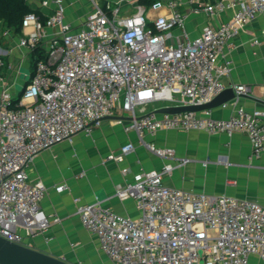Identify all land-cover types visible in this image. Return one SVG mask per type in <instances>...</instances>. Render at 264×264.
Returning <instances> with one entry per match:
<instances>
[{"label":"built area","instance_id":"obj_1","mask_svg":"<svg viewBox=\"0 0 264 264\" xmlns=\"http://www.w3.org/2000/svg\"><path fill=\"white\" fill-rule=\"evenodd\" d=\"M137 1L123 14L120 4L93 2L78 30L66 22L62 0H52L54 9L44 19L35 13L23 17L21 26L32 30L19 37L18 45L32 52L43 38L47 42L17 103L10 89L0 91V237L7 241L26 245L27 239L60 222L40 207L46 187L28 183L32 159L78 134L91 136L105 117L117 111L130 117L123 130L134 132L161 158L172 159L173 150L146 143L145 135L160 130L242 132L251 143L250 158L264 153L260 110L238 109L226 119L212 118L211 110L136 114L153 102L207 104L225 90L223 79L232 61L218 60L246 25L264 17V0H188L192 14L232 13L194 38L182 30L187 17L179 10L183 0H155L149 7ZM150 11L164 13L151 18ZM175 29L182 32L172 43ZM259 35L264 39V28ZM250 43L261 41L253 37ZM4 66L0 56V70ZM230 88L233 101L250 95L247 85ZM133 150L127 143L106 160H121ZM187 162L182 159L178 166ZM173 169L165 164L157 171L138 172L115 187V197L135 202L136 219L120 216L99 202L77 206L83 227L95 236L109 264H248L250 256L264 263V207L167 187L162 180ZM64 189L55 187L56 192Z\"/></svg>","mask_w":264,"mask_h":264},{"label":"crops","instance_id":"obj_2","mask_svg":"<svg viewBox=\"0 0 264 264\" xmlns=\"http://www.w3.org/2000/svg\"><path fill=\"white\" fill-rule=\"evenodd\" d=\"M24 1L42 19L54 9L52 0ZM43 1H48V5L43 6ZM78 1L62 0L65 20L74 30L81 27L93 7V4H85L86 8L83 9L78 6ZM87 1L101 6L126 4L130 7L134 4V0ZM192 6L188 0H183L179 6V10L187 14L182 30L190 38L201 35L205 27L216 28L232 15L231 12L196 15L190 13ZM163 13L164 11H150L148 15L154 18ZM262 28L264 17H259L246 25L241 34L224 48V57L219 58L218 62L222 63L227 59L232 61L230 73L223 79L224 84L227 88L232 85H247L250 87V95L226 106L211 109L212 118L226 119L238 109L260 110L264 123V39L259 35ZM31 30V26H21L20 32L14 33L0 23V56L5 58V66L0 70V91L5 88L14 90V85L22 80V69L25 70L23 77L31 75V52L18 45L19 37ZM5 32L8 33L7 36L4 35ZM181 32L179 29L172 31V43ZM253 37H259L261 43L251 45ZM46 40L43 38L38 47L42 54ZM7 65H10L9 69ZM24 86L25 84L12 95L16 97ZM160 103L153 102L138 108L137 116L172 106ZM112 117L119 119H103L91 136L78 134L71 142H63L40 152L28 165V183H41L46 187L40 201L41 209L46 215L60 220L51 225L45 234L27 239L28 247L72 264H109L106 255L99 250L95 236L83 227L76 213L77 206L99 202L120 216L136 219L139 213L135 202L115 197V187L129 181L135 173L157 171L165 164L174 166L171 174L164 176L162 180L167 187L195 194L225 195L264 207V153L258 158H250L251 143L245 133L226 135L160 130L153 135H145L146 143L156 148L173 150L172 159L161 158L150 152L134 132L123 130V124L130 119L127 114L117 111ZM127 143L134 146L131 153L121 160H106L110 154L117 155L119 149ZM182 159H187L188 162L178 166ZM60 185H64L66 189L56 192L55 187ZM248 264L264 263L257 256H250Z\"/></svg>","mask_w":264,"mask_h":264},{"label":"water","instance_id":"obj_3","mask_svg":"<svg viewBox=\"0 0 264 264\" xmlns=\"http://www.w3.org/2000/svg\"><path fill=\"white\" fill-rule=\"evenodd\" d=\"M235 94L232 88H226L211 102L193 106H168L154 111V114H178L181 112H200L226 106L233 102ZM104 119H119V117H105ZM0 264H72L65 260L53 257L47 253L32 249L27 245L11 243L0 237Z\"/></svg>","mask_w":264,"mask_h":264},{"label":"trees","instance_id":"obj_4","mask_svg":"<svg viewBox=\"0 0 264 264\" xmlns=\"http://www.w3.org/2000/svg\"><path fill=\"white\" fill-rule=\"evenodd\" d=\"M155 0H138V4L145 5L149 7L150 4ZM24 0H0V23L10 28L14 33H19L21 30V23L23 17L28 13H34ZM43 56L39 48L31 52L30 57V68L33 71L34 65ZM32 73V72H31ZM28 82V81H27ZM20 93L15 97L13 102L15 104L19 100Z\"/></svg>","mask_w":264,"mask_h":264},{"label":"rangeland","instance_id":"obj_5","mask_svg":"<svg viewBox=\"0 0 264 264\" xmlns=\"http://www.w3.org/2000/svg\"><path fill=\"white\" fill-rule=\"evenodd\" d=\"M95 2H98L99 0H94ZM78 6H80V7H83V9H85L86 8V6H85V4H92L91 2L89 3L87 0H79L78 1ZM127 9H131L132 10V8H131V6L129 7L128 5H126V4H124V5H121V13L120 14H123L124 13V11L125 10H127ZM3 60H5V58H3ZM5 72V71H4ZM25 73V70L24 69H22L21 70V79H23V74ZM25 83H24V81L23 80H19L18 81V84H16V86L14 85V90H12V93L13 94H15V92L16 91H19L20 89H21V86H23ZM162 104H170L169 102H161ZM160 103V104H161Z\"/></svg>","mask_w":264,"mask_h":264},{"label":"flooded vegetation","instance_id":"obj_6","mask_svg":"<svg viewBox=\"0 0 264 264\" xmlns=\"http://www.w3.org/2000/svg\"><path fill=\"white\" fill-rule=\"evenodd\" d=\"M28 73H29V72H28ZM28 77H29V76L27 75V76H24L23 79H22V80L24 81L25 84H26L27 81H28Z\"/></svg>","mask_w":264,"mask_h":264}]
</instances>
